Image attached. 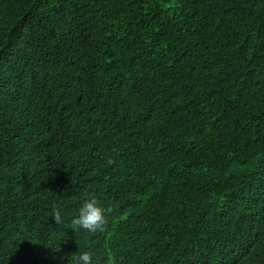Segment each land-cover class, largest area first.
I'll return each instance as SVG.
<instances>
[{"label": "trees", "instance_id": "obj_1", "mask_svg": "<svg viewBox=\"0 0 264 264\" xmlns=\"http://www.w3.org/2000/svg\"><path fill=\"white\" fill-rule=\"evenodd\" d=\"M81 249L264 264V0H0V264Z\"/></svg>", "mask_w": 264, "mask_h": 264}, {"label": "clouds", "instance_id": "obj_2", "mask_svg": "<svg viewBox=\"0 0 264 264\" xmlns=\"http://www.w3.org/2000/svg\"><path fill=\"white\" fill-rule=\"evenodd\" d=\"M110 211L103 206L95 195L86 196L78 204L71 218L73 230L83 229L90 233L103 230L107 224L106 213ZM55 222L61 221V212L55 210L53 215ZM73 264H97L93 253L87 249H81L72 257Z\"/></svg>", "mask_w": 264, "mask_h": 264}]
</instances>
